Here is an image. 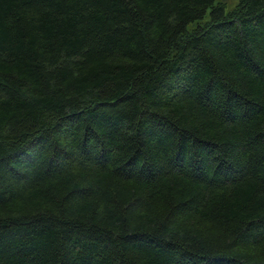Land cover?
Returning <instances> with one entry per match:
<instances>
[{"label":"trees","instance_id":"16d2710c","mask_svg":"<svg viewBox=\"0 0 264 264\" xmlns=\"http://www.w3.org/2000/svg\"><path fill=\"white\" fill-rule=\"evenodd\" d=\"M219 1L0 0V264H264V0Z\"/></svg>","mask_w":264,"mask_h":264},{"label":"rangeland","instance_id":"374dc122","mask_svg":"<svg viewBox=\"0 0 264 264\" xmlns=\"http://www.w3.org/2000/svg\"><path fill=\"white\" fill-rule=\"evenodd\" d=\"M239 1L240 0H220L218 2V5L221 4L223 6H225L226 8V11L228 13H232L234 11L237 10L238 6H239ZM209 21V16L206 17V19L198 24H191L189 27H188V30L189 31H192L194 30L195 28L199 27V26H205V24Z\"/></svg>","mask_w":264,"mask_h":264}]
</instances>
